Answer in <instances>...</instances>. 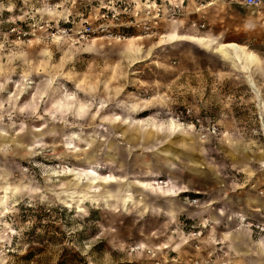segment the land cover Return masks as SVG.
Returning a JSON list of instances; mask_svg holds the SVG:
<instances>
[{
    "label": "rangeland",
    "instance_id": "1",
    "mask_svg": "<svg viewBox=\"0 0 264 264\" xmlns=\"http://www.w3.org/2000/svg\"><path fill=\"white\" fill-rule=\"evenodd\" d=\"M106 1L0 0V264H264V24L223 39L188 17L121 39L49 36ZM228 42L259 61L215 50ZM156 179L189 189L175 214L160 192L178 193Z\"/></svg>",
    "mask_w": 264,
    "mask_h": 264
},
{
    "label": "built area",
    "instance_id": "2",
    "mask_svg": "<svg viewBox=\"0 0 264 264\" xmlns=\"http://www.w3.org/2000/svg\"><path fill=\"white\" fill-rule=\"evenodd\" d=\"M197 8L207 4L208 0H196ZM246 6L259 7L264 0H242ZM94 21H87L82 25L66 24L49 31L51 37H68L74 42L91 39L94 37H126L131 30H142L145 33L158 31L167 21L177 20L187 13V0H107L100 4ZM195 9V10H196ZM73 22V21H71ZM195 25L204 27V22L195 20ZM48 28V27H47ZM11 32L26 34L20 26L13 25ZM218 126L213 125L211 130L216 132ZM210 129V127H209ZM196 198L190 200L192 203ZM258 226V225H257ZM264 229V226H261ZM155 254V253H153ZM173 261L177 258L172 257ZM154 264H167L157 259ZM180 264V263H173ZM185 264H216L211 258H195Z\"/></svg>",
    "mask_w": 264,
    "mask_h": 264
},
{
    "label": "crops",
    "instance_id": "3",
    "mask_svg": "<svg viewBox=\"0 0 264 264\" xmlns=\"http://www.w3.org/2000/svg\"><path fill=\"white\" fill-rule=\"evenodd\" d=\"M209 2H213V3H211L207 7H202L201 8L202 11L199 12L201 9H196L198 2L196 0H187V8H186L187 13L179 18V20H182V26L184 25V22L186 20H188L187 19V17H188L191 20V23L187 26L188 29L195 30V31L196 30L209 31L211 33H214V34L220 36L221 39H223L224 36L233 35L234 32H236L237 30L238 31H247L248 29H252L257 22H261V24H264V14L262 15V11L264 12V10H261L259 15H253L251 12L248 11V9H250L248 7H250V6L247 7L242 2V0H208V3ZM223 3L228 4L227 5L228 6V8H227L228 15L226 17H224V18L223 17L222 18H218V16H219L218 10L221 8V7H218V6H219V4H223ZM252 8H256V7H252ZM195 20H198V23L199 22H204L205 26L204 27H199L198 24L195 25L194 24ZM209 37L210 36H208V38ZM242 46L247 48L245 45H242ZM247 51L254 55V61L253 62H245L246 63L244 65L245 68H248L249 64L257 63L259 61V58L256 55V53H254L253 51L248 50V49H247ZM227 56H229V55H227ZM260 69L264 70V67H261ZM258 89H259V87H258ZM262 96L264 98V94L263 93H262ZM256 106H257L258 112H259L260 109H259L257 103H256ZM259 123H260V125H259V129L260 130H258L259 134H256V142L260 141L261 144H262V143H264V129H263V125H262L263 121H262V119L260 117H259ZM183 140H186L185 137H183ZM228 142H229V140H228ZM261 166H263V165H261ZM147 178H149V177H145V179L142 178V179L136 180L139 183L138 184L139 185V189L142 188L140 183H142V181L146 180ZM170 183H171V186L168 187V188H165V189L166 190L167 189H171V190L173 189L175 193H178V195H174V193L172 195H169V194H166V193H162V192H160V193L162 194V196L164 198V202H165V203H162V204L167 205L168 211L170 213H174L175 214L179 210V205H177V204L171 205L172 202L176 203V201H175L176 199L175 198L177 196H179V194H181V193H183L185 191H189V189L186 188V187H178L177 185H175L173 183V181H170ZM186 184H188V183H186ZM165 197H167V198H165ZM255 198L258 199L259 201L257 200L256 202H254L255 205L253 206V208L254 207H261V209L258 210V211H263L264 210V197H263V195H260V196L255 197ZM181 208L184 209L183 211L187 212L188 214H190V211H192V209L189 207V205L188 206H184L183 205V206H181ZM200 212L201 211L197 212V210L194 212V210H193L192 214L195 215V214H199ZM174 214H172L173 217H175ZM238 215H240L242 217V221L245 220V217H244L243 214H238ZM218 219H219V216L216 215V214H213L212 222L217 224L218 223ZM244 225L245 224H242L241 227L244 226ZM179 239H181V238H179ZM181 245H182V243H181ZM180 246H178L176 249H174L173 247L172 248L176 251V250H178V248ZM164 247H168V245L164 244ZM234 247L236 249L241 248L240 245H236ZM263 249H264V247H263Z\"/></svg>",
    "mask_w": 264,
    "mask_h": 264
},
{
    "label": "bare ground",
    "instance_id": "4",
    "mask_svg": "<svg viewBox=\"0 0 264 264\" xmlns=\"http://www.w3.org/2000/svg\"><path fill=\"white\" fill-rule=\"evenodd\" d=\"M211 3L213 2H209L207 4H204V5H201L199 7V9H201L202 7H207L208 5H210ZM179 21V19L177 20H172L170 21L169 23H173V22H177ZM130 36V35H129ZM129 36H126V37H117L119 39L121 38H127ZM97 38H103V37H94L93 39H97ZM199 40V39H198ZM200 42H204V39H201L199 40ZM205 43V42H204ZM206 44H208V42H206ZM213 45V44H212ZM212 49V48H211ZM215 50L218 51V52H222V53H225V55H231L230 51H234L235 52V56L238 57V58H242L245 60V62H253L254 61V55L250 52L247 51V48H245L244 46L236 43V42H228V43H222V44H216L215 46ZM249 83L251 84V86L256 90L258 91V86L257 84L249 77ZM179 127V126H178ZM176 124H173V129L175 128H178ZM92 171V170H91ZM85 174V173H84ZM110 177V176H109ZM154 185L157 186V187H161V188H168L171 186V183L170 181H160V180H157L154 182ZM152 182L151 181H148V185H151ZM165 186H164V185ZM149 188V187H148ZM155 188V187H154ZM158 191H162L161 189H159ZM163 192V191H162ZM132 201V200H131ZM264 240V239H263ZM264 245V244H263ZM132 249H143V250H149L150 252H155L156 250H158L157 248H154V247H150L148 245H141V244H138V245H134L131 247Z\"/></svg>",
    "mask_w": 264,
    "mask_h": 264
},
{
    "label": "trees",
    "instance_id": "5",
    "mask_svg": "<svg viewBox=\"0 0 264 264\" xmlns=\"http://www.w3.org/2000/svg\"><path fill=\"white\" fill-rule=\"evenodd\" d=\"M66 261L64 259H60V261H58V264H66Z\"/></svg>",
    "mask_w": 264,
    "mask_h": 264
},
{
    "label": "water",
    "instance_id": "6",
    "mask_svg": "<svg viewBox=\"0 0 264 264\" xmlns=\"http://www.w3.org/2000/svg\"><path fill=\"white\" fill-rule=\"evenodd\" d=\"M226 62H229L231 64V62L229 60H226Z\"/></svg>",
    "mask_w": 264,
    "mask_h": 264
}]
</instances>
